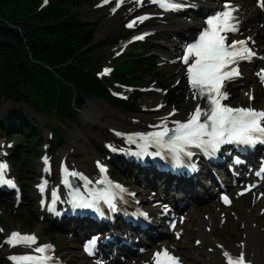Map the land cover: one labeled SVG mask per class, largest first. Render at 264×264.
Returning a JSON list of instances; mask_svg holds the SVG:
<instances>
[{"label": "snow or ice", "instance_id": "snow-or-ice-1", "mask_svg": "<svg viewBox=\"0 0 264 264\" xmlns=\"http://www.w3.org/2000/svg\"><path fill=\"white\" fill-rule=\"evenodd\" d=\"M103 2L108 4L111 0H103ZM124 2L125 0H118L117 7ZM135 2L141 5L144 0H135ZM151 2L165 10H176L181 7L175 0H151ZM260 6L264 7V0H260ZM234 11L236 9L226 3L221 12L208 18L206 20L207 27L203 29L195 42L185 46L184 53L180 58L187 66V79L193 98L205 101L206 107L202 108L197 105L185 121H174L172 127H169L168 119L165 118L163 123L152 125L154 130L151 132L127 135L126 140L140 148V152H137L136 155L161 156L167 152L179 166L183 163L182 156L192 157L194 155L190 151L191 148L200 149L205 154L211 155L218 151L223 144L254 145L257 142L264 143V111H257L251 107H231L223 103L228 99V93L223 90L224 82L239 76V62L251 59L255 55L254 51L248 47L247 40L228 42L227 34L239 30L236 17L233 15ZM145 19L148 17L141 16L139 22H143ZM136 23L137 21L133 20L127 27L132 28ZM135 39L142 40L144 37L137 36ZM110 71L111 69L105 68L104 74ZM259 75L261 82L264 83V71ZM171 115H175V112ZM149 147H155L156 151L149 152ZM45 164H47V158H45ZM45 171H49V169L46 167ZM100 171L106 172V169L101 167ZM64 173L65 187L73 190L72 203L74 207L93 208L99 212V203L103 201L111 210L115 211L117 197L122 199L121 194L127 192L123 186L113 184L105 177L98 181L99 184L105 185L99 192L85 189L91 196V198H86L81 195L78 187H74L70 178H79L84 180L85 184H91L92 181L67 168H64ZM261 173H264V169H261L257 175L259 176ZM46 184L47 181H44L40 185L41 192L44 191ZM0 185L16 188L14 181L7 178L5 163H0ZM52 196L54 204L57 193L53 191ZM223 200L225 204L230 203L226 195ZM49 210L54 211L53 208ZM5 243L12 247L18 245L31 247L36 244V237L35 235L12 232ZM94 245L95 240L91 241L86 248L89 255L93 254ZM240 247L242 248L243 245ZM34 251L41 255H14L9 259L14 264H47V261L51 259L50 256L44 255L50 251L48 245L38 246ZM223 255L227 264H246L243 252L238 257H233L227 251H224ZM154 262L155 264H179L178 258L170 255L168 250L155 253Z\"/></svg>", "mask_w": 264, "mask_h": 264}, {"label": "trees", "instance_id": "trees-1", "mask_svg": "<svg viewBox=\"0 0 264 264\" xmlns=\"http://www.w3.org/2000/svg\"><path fill=\"white\" fill-rule=\"evenodd\" d=\"M83 1L53 0L34 14L35 0H0V101L16 97L31 101V96L38 107L56 110L66 119L82 109L85 98L105 95L75 66L53 72L47 68L79 58L77 52L92 41L95 28L68 22L76 15L68 17L65 7Z\"/></svg>", "mask_w": 264, "mask_h": 264}, {"label": "bare ground", "instance_id": "bare-ground-1", "mask_svg": "<svg viewBox=\"0 0 264 264\" xmlns=\"http://www.w3.org/2000/svg\"><path fill=\"white\" fill-rule=\"evenodd\" d=\"M241 2L243 4H245V9L249 10L251 12V14H254V11H255L256 15L258 14L256 9H254V11L251 9L252 6H251L250 0H243ZM135 8H137V6L132 5V6H127L125 8H121L117 12H113L112 8L110 10H107L103 14V17L105 19V21H104L105 25H103L100 28V30L97 32L98 38L101 40L104 38V36L110 34L111 31H115V27L122 25V19L125 17V15ZM165 28L170 33H181V32L191 33L193 31V28H194V22H192V23L183 22V23H180L179 25H167ZM162 52L167 53V50L162 51ZM78 57H80V55ZM75 60H76V58H75ZM92 106L93 107H91L92 109H90L91 110L90 113H89L90 110L87 112V109H85V111L83 112V114L81 116L82 118L80 117L81 119H80L79 124L75 126L76 132H74L75 136H73V144H71L68 148H66V151L69 154L71 159H69L66 156H61L60 162L61 161H66V163L72 162V163H75L79 168H81L80 167L81 164H84V160L81 161L80 158L76 157L79 153L80 147L83 145V140L86 138V135L84 133L82 126L89 127V128L96 127V129L94 130V133H102V132L106 131L105 128H107V127L111 128L114 125L120 126L121 128H123V130H129L131 128H136V126L133 124H136L137 122H134L133 120H138L137 118H134V117L124 118V117L117 115V113H108L109 112L108 110L101 108L97 104H92ZM71 148L74 149V152L70 151ZM63 154H65V153H63ZM88 161H89V159H86V162H88ZM43 175L46 179L50 180L51 183H53L52 177H50L44 173H43ZM209 221L212 222V224L214 226H216V223L214 222L212 216L210 217ZM72 234H74V233H72ZM205 240L211 244H214V241H212V239L210 237L205 238ZM75 245H76V243H75ZM245 249L247 251L248 256L253 257V259L256 261L257 264H264V262L261 260L260 256L257 254L258 249L256 246H254V245L250 246L247 243ZM21 253H22V251H20V249H16L14 247L6 246L2 256L5 259V262L7 264L8 263L13 264V261L10 260L9 257L14 256V255L19 256ZM70 257H71L70 251H68L66 254H64V259L66 261H70Z\"/></svg>", "mask_w": 264, "mask_h": 264}, {"label": "rangeland", "instance_id": "rangeland-1", "mask_svg": "<svg viewBox=\"0 0 264 264\" xmlns=\"http://www.w3.org/2000/svg\"><path fill=\"white\" fill-rule=\"evenodd\" d=\"M41 1H43V0H35V6H34V10L35 11L39 10L41 7H42L41 8V11L46 10V7L43 5V3L41 4ZM51 1H53V0H50V2ZM69 1H74V0H69ZM98 1H100V0H98ZM92 2H93V0H84L80 5L71 6V7H65L67 9V11L69 12V15L72 12H75L76 13L75 20H69L68 22H74V21H80L81 22L82 21L84 24H89L90 22H92V24L94 22L95 23H98V21L101 22L102 21V18L99 16L100 15V11H97V9H96L97 7H93V5H89ZM80 15H81V18H80ZM120 31H121V28L118 29L117 31H114L111 34L106 35L103 40L104 41L105 40H109V39L114 40L117 36L120 35ZM121 58L122 57H117V58H115L113 60V62L118 61ZM78 70L82 71V68H79ZM98 75H101V72H99ZM123 92L126 93V95H125L126 98L129 97V95H130V92L129 91H126V90L123 89ZM89 102L93 103L92 100H90ZM0 107H1L0 110L11 109L13 107H14V110L17 109L18 107L19 108H24V111L26 110V112L29 113V109L26 108L24 105H21V104H12L8 100H3V102H1V104H0ZM81 116H82V113H78L77 114L76 121L73 120V121L66 122V124H67L66 127H68V128L70 127L71 128V127H74V125H78L77 123H78L79 119L82 118ZM41 121L44 124H47V123H53V124H55L56 123V119L54 117H52V118L50 117V119L49 118H45V119H42ZM51 127H52V125H51ZM72 131H67V133H70ZM44 133H45V131H44ZM18 135H20V134L18 133ZM34 135L35 134L32 133V134H29L28 135L29 137L23 138V136H20L18 139H21L20 140V143L25 146L26 142L29 141V140H31V137L34 136ZM10 136L6 135V133L5 134H2V135H0V140H2V139L8 140V141L9 140L10 141L11 140L12 141L15 140V139H13L14 137L11 138ZM45 136H46V133H45ZM66 138H67V136H66ZM64 139H65V135H64ZM67 144H68V140L67 139L63 140L60 143V145L59 144H56V147L53 149L52 156H55V159H57V157H56L57 156V153H60L63 150L64 145H67ZM45 156H46V154H44V157ZM43 158H41V159H38L37 158V159L31 160L30 161L31 164L28 165L29 167H32L33 168V173L30 174V176L34 179V181H36L35 180V176H36L35 173L40 172V170L42 169L41 164L43 162ZM25 167H27V166H25ZM38 179H39V176H38ZM23 207H25L24 212L27 214V216L25 215V217H30V218L32 217L31 219H33V221H35L34 219H35V214L36 213H35L34 209H32L31 206H28V205L27 206H23ZM4 209H5L4 208V204L3 203H0V215L6 217V223H7L6 224V230L21 228L20 224L17 223V220L19 218V215H20L21 211L20 210L17 211V214H16V210H14L11 206H9L8 208H6L5 211H3ZM8 209H10V211ZM35 228L38 231V233H40L42 236L45 237L44 230H43V228H42V226L40 224L36 223ZM226 238L229 239V241L235 239V237H233V236L232 237H226ZM59 241H60L61 244H63L64 246H66V242L68 240H66V238L59 237ZM70 243L71 242H69L68 244H70ZM70 247H71V245H70ZM3 249H4V245H3V237H2V239H0V253L2 252ZM73 251H74V255H77L78 252H76L74 249H73ZM73 260H75V259H73Z\"/></svg>", "mask_w": 264, "mask_h": 264}]
</instances>
